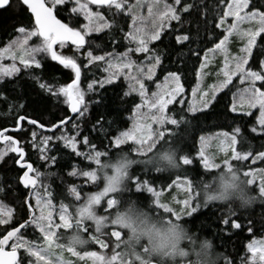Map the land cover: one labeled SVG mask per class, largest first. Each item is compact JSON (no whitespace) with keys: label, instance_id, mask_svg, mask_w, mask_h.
Listing matches in <instances>:
<instances>
[{"label":"snow or ice","instance_id":"obj_1","mask_svg":"<svg viewBox=\"0 0 264 264\" xmlns=\"http://www.w3.org/2000/svg\"><path fill=\"white\" fill-rule=\"evenodd\" d=\"M18 3L25 11L26 22L15 26V35L0 48V61L5 58L13 61L8 66L0 63V82L26 72L33 82L27 86L29 91L33 90V85L38 86L45 102L54 101V106L66 108L59 107L63 115L49 120L46 128L43 122L23 111L29 102L28 92L17 93L13 88L15 98L10 100L6 90L0 89V103H7L9 109L3 115L12 117L11 131L27 133L29 129L39 127L50 133L41 132L38 138V133L31 131V146L38 148L40 159L44 161L46 170L41 171L28 162L26 144H20L13 135L6 134L8 129L0 130V141L5 145L0 148V162H4L9 153L18 154V158L12 157L17 166L12 183L7 191L0 186V194L7 195L10 191L15 195L21 190L26 193L21 201L19 220L16 209L0 201V226H3L0 264H73L71 259L65 258V252L83 264H89V261L91 264H109L102 255L105 251L112 253L110 264H124L120 250L123 234L118 221L111 218L123 193L117 192L111 182L101 187L97 168L103 167L102 158L109 155V148L120 149L129 142L130 150L138 157L135 163L145 167L143 175L129 176L124 191L132 196H142L150 202V210L154 209L158 215L169 216L184 224L195 223L202 216V209L209 207L200 199L203 180L194 181L187 174L189 171L195 174L201 166L204 170L222 169L235 175L251 161L253 167L244 170L242 175L250 186L258 181V192L264 196V167H254L257 161L264 165V150L254 152L246 145L241 123H236L231 132L200 135L199 149L194 155L192 150L184 153L180 149L183 154L179 156L175 177L170 175L165 184L157 185L159 177L149 176L152 171L146 167L148 154L165 143L177 144L175 138L171 142L166 139L172 135L168 125H183L187 131L193 122L207 120L210 116L219 117L220 94L231 92L230 102L224 105L225 118L236 114L232 118L235 123L238 119L243 121L244 117L254 116L250 131L264 135V0H214L211 5L204 0L199 4L194 0H18ZM10 6L11 0H0V10ZM61 13L66 14V19ZM185 25H194L195 30L192 27L186 29ZM105 36L107 43H96V39ZM234 39L239 41L236 52L230 48ZM157 45H164V48ZM66 46L72 48L70 56L57 51V47L64 49ZM176 46L180 49L177 57L183 67L166 69L163 67L167 58L165 50L174 51ZM120 48L124 50L119 51ZM136 54H142L144 60L133 59ZM168 55H171L170 51ZM217 55L223 58L222 66L215 73L217 83L208 91L201 90L199 85L210 74L206 69ZM193 57L192 71L197 87L192 88V99L186 101L183 98L186 92L184 69L188 66L187 59ZM46 59L71 69L74 74L71 82L56 85L35 74L36 70L42 69ZM17 60L22 67L17 66ZM92 69L102 74L97 76L93 72L84 88L82 75ZM158 69L166 73L163 84L156 83V90L149 95L147 82H154ZM121 76L129 82L123 97L137 92L141 103L135 105L129 117L131 127L112 137L108 136L103 118L97 120L92 130L99 129L108 139L107 147L101 151L89 136L84 135L81 140L83 133L77 121H83L92 103L103 102V93L108 87H120L117 81ZM89 95L97 99H86ZM174 103L180 104L181 108L178 113L169 114V106ZM185 104L186 108L183 107ZM254 109L258 110V115ZM68 111L75 116L67 115ZM108 123L111 125L112 122ZM67 124L72 125L74 134L68 133ZM213 141L219 152L224 153L220 162L207 151ZM58 144L70 150L68 156L74 154L78 159L90 162L87 166L72 164L67 175L82 183L66 184L59 192L51 180L59 178L61 184H65L64 179L59 172L50 170L58 160L65 159ZM81 145L86 150L82 151ZM92 164L95 167H91ZM85 185L98 190L84 192ZM219 211L220 215L216 217L221 225L219 232L231 235L232 230L244 227L239 222L238 211L231 208ZM254 228V221L248 220L247 231L254 233ZM70 232L72 235L68 236ZM81 233L89 237L90 244L89 240L81 238ZM92 245L98 246V250H89ZM246 247L251 255L242 258L241 264H264V239H253ZM221 257L223 264H234L227 254H221ZM136 260L140 261V257ZM128 264L136 262L130 259Z\"/></svg>","mask_w":264,"mask_h":264},{"label":"trees","instance_id":"obj_2","mask_svg":"<svg viewBox=\"0 0 264 264\" xmlns=\"http://www.w3.org/2000/svg\"><path fill=\"white\" fill-rule=\"evenodd\" d=\"M189 2H193V0H189ZM195 3L199 4L200 0H194ZM205 3L211 5L213 4L214 0H204ZM259 2V0H258ZM61 16L66 19V14L61 13ZM20 22H26V15L23 7L20 6L18 0H11V6L8 7L6 10H0V48L6 44L9 39L15 35L14 27L18 26ZM176 22H173L175 24ZM192 27L193 31L195 30L194 25H185V28ZM195 39V37H194ZM96 43H107V37H103V39H96ZM167 44V40L165 41ZM174 44V39H173ZM193 47L196 45L193 44ZM210 46V45H209ZM159 48H164V45H157ZM235 47V45H232ZM111 46H109V50ZM123 48H120L119 51H123ZM58 52H63L65 55L72 54V48L70 46H66L64 49H59L57 47ZM171 52V55H168V52ZM180 49L176 46L175 50L172 51L171 49L165 50V55L167 58L163 61L164 68H175V67H183L181 59L177 57V52ZM187 51V48L184 49ZM203 55V53H201ZM143 58L142 54H138L137 58L135 57L138 62H140ZM187 59V58H186ZM195 61V58L187 59V68L184 69L185 71V80L183 83L188 82L186 86V92L183 98L188 101L189 100V92L191 86V79L194 76V71H192V66ZM198 66V63H197ZM215 66V65H214ZM214 66L210 67V72H213ZM207 70V69H206ZM209 70L207 72H209ZM95 72L97 76L101 75L102 73L99 72L97 69H92L91 72H85L82 75V87L86 88L87 83L89 80L92 79V73ZM37 75H42L44 80L52 82L56 85L69 83L72 78H74V74L72 73L71 69H65L63 66L58 65L55 62H52L50 59H46L43 63L42 69L36 70ZM165 72L161 71L160 69L157 70V75L154 77V82H160L162 77L165 76ZM85 77H87L85 79ZM154 82L150 83V86ZM117 83L120 85L119 88L113 89L108 87L107 91L103 93L104 100L101 104L97 105L92 103L89 107V112L83 119V121H77L82 129L83 135L81 136V140L83 139L84 135L89 136L91 142L95 144L98 150H105L108 145V139L100 132L99 129L96 131L92 130V126L96 124L97 120L103 118L105 128L107 130L108 136L112 137L119 133V131L126 130L128 127H131L132 121L129 117L132 114V110L139 103V95L135 93H131L127 97H123V93L128 90V83L120 77ZM33 84V82L29 79V75L26 72H21L17 74L16 78H9L6 77L4 82H0V89L6 90V94L9 95V99L15 98V93H13L12 89L15 88L16 92L25 91L28 92V105L23 110L25 113H29L32 117L37 118L39 121L43 122L45 126L48 125V121L53 119V117H59L63 115V113L59 110V107L66 106H54V101H47L45 102L42 99L44 95L41 93L38 86L33 85V90L29 91L28 85ZM19 85V87H17ZM234 90V89H233ZM123 97V99H122ZM231 92H228L227 95L220 94L219 99L220 103L217 104V110L221 113L219 117L217 116H210L207 120H201L198 123L193 122V126L190 127L187 131L183 125L176 127L172 125H168L167 127L170 129L172 135L167 136L166 139L168 142H171L173 138L176 139L177 144L179 145L180 149H183V152L186 153L192 150V154H195V150H198L199 147V136L200 135H213L217 132L227 131L231 132L232 127L236 126V123H241L243 127V135L246 137V145H250L251 149L255 151L264 150V135L258 133H252L250 128L255 120V117H244L243 121L236 120L233 123V116L236 114H229L227 118L223 115L225 108L224 105L230 102ZM86 99L88 100H95L97 97H93L89 95ZM22 102V101H21ZM184 108L187 107V104L183 106ZM181 108V105L178 103H174V105L169 106V114L178 113ZM8 104L7 103H0V129L7 126H13L11 123L12 117L5 116L3 113L8 112ZM257 114L256 110H253ZM68 115V112H67ZM190 115V114H189ZM74 117V116H73ZM109 121H111V125H109ZM27 127V124L25 123ZM35 130L39 134L43 132L45 135L50 133L41 131L37 127L34 129H29L27 133L25 132H18L15 135L17 136L20 144H26V151L28 154V158L33 163L34 167L39 168L41 171H45L44 161L40 159V152L38 148H33L31 146V131ZM63 130V128H62ZM65 130V129H64ZM69 132H72V125L67 124V128ZM131 142L129 145H123L120 149L110 148L108 149L109 155H112L118 151H130ZM58 148H60L61 153L65 156V159L58 160L57 164L54 165L50 170L53 172H59L60 175L63 177L65 184H61L59 178H53L51 180L53 187L59 192L64 188L66 184L72 183H82V181L76 180L73 177H69L67 175L70 167L74 163H79L82 166H87L90 162L78 159L75 157L74 154L68 156L70 152L69 149H64L62 145L58 144ZM81 150L84 151L86 149L83 146H80ZM134 156H136L135 152H132ZM183 154V153H181ZM52 155H57V153H52ZM12 157H17L13 153H9L8 157H6L4 162H0V186L5 187L6 191L8 190V186L12 183V178L15 176L17 171V166L13 164ZM138 158V157H137ZM104 159V158H102ZM248 163V162H247ZM247 164H244L241 168L245 167ZM195 167V166H193ZM216 172V171H215ZM212 170H204L201 167L197 168L196 173H192L189 171L187 174L190 179L194 181L204 180L209 177V175L215 173ZM131 174L134 175H143V167L136 166L131 170ZM149 176L159 177L156 183L157 185L165 184L166 181H169V177H175L174 172H167V173H155L149 172ZM252 191L257 192L256 187L250 186ZM89 191L90 188L88 185L84 186V192ZM167 194V193H166ZM147 195V194H145ZM26 196V193L22 190L19 191L17 194H13L12 192H8L7 195L0 194V201H3L9 207H13L16 209V219L19 220L21 218V201ZM135 198L139 199L140 201L146 202L142 196L135 195ZM59 200H57V203ZM34 203V201H33ZM226 205L221 204L219 202H213L209 204L207 209H202V216L195 222L189 223L191 229L197 235H203L211 238L214 242V245L217 251L221 254H227L234 262V264H241V260L244 257L250 256L251 254L247 252V244L252 240H261L264 239V205H257V207L253 210L249 211H238V215L240 217L239 222L244 226L240 230H232L231 235H225L222 232H219L218 229L221 227L219 221L216 219L220 215L219 209H225ZM102 211V209L100 210ZM248 220H252L255 223L254 233H249L247 231ZM3 230V226H0V231ZM89 250H98V246L92 245L90 246ZM81 262V261H80ZM223 264V261H222Z\"/></svg>","mask_w":264,"mask_h":264},{"label":"clouds","instance_id":"obj_3","mask_svg":"<svg viewBox=\"0 0 264 264\" xmlns=\"http://www.w3.org/2000/svg\"><path fill=\"white\" fill-rule=\"evenodd\" d=\"M180 154L178 144L165 143L148 154L146 167L152 172H174ZM136 160L137 156L131 150H121L105 157L101 162L103 167L97 168L102 187L111 182L117 192L123 193L118 207L111 212V218L118 221L123 234L120 250L124 264H128L130 259L136 264H141V261L142 264H222L221 253L211 238L197 235L189 224L158 215L154 209L150 210V202L140 201L124 191L131 170L136 166L145 167L135 163ZM200 199L202 203L219 202L226 205L225 209L236 211H249L258 204L264 205V196L252 191L241 172L236 171L233 175L222 169L203 180ZM80 235L82 239L89 240L87 235ZM102 255L110 264L112 253L105 251ZM138 256L140 261L136 260Z\"/></svg>","mask_w":264,"mask_h":264},{"label":"rangeland","instance_id":"obj_4","mask_svg":"<svg viewBox=\"0 0 264 264\" xmlns=\"http://www.w3.org/2000/svg\"><path fill=\"white\" fill-rule=\"evenodd\" d=\"M144 12H145V14H147V9H146V8L144 9ZM34 42H38V41H34ZM4 45H5V44H4ZM4 45H3V47H4ZM232 45H235V47H232ZM230 48H231V50H232L233 52L238 51V48H239V41L234 39L233 42H232V44H231V46H230ZM137 55H138V54L134 55V56H133V59H135V57L137 58ZM143 60H144V57L142 58L141 61H143ZM0 63H2V64L5 65V66H8V65H11V64L13 63V61H12L11 59H9V58H5L4 60L0 61ZM222 63H223V58H222V56L217 55V56L214 58V62H213L212 64H210L209 67H208V69L206 70V71H208V70L210 69V67H212V66L215 65L214 68H213V72H210V70H209V73H210V74L207 75V76H205L204 79H203V81H202L201 84L199 85V87L201 88V90L208 91V90H210V88H211V86H212L213 84L217 83V76H216L215 73L218 71V68H219L220 66H222ZM16 64H17V66L22 67L21 65H19V60L16 61ZM121 77H123V76H121ZM123 79H124V78H123ZM163 81H164V77H162V79H161V81H160L159 83L163 84ZM126 82L128 83V86H129V82H128V81H126ZM188 82H189V81H188ZM188 82H185V83H184L185 88H186ZM156 83H158V82H154V83H152L151 86H150V83L147 82L148 93H149V95H151V92H152V91H155V90H156ZM193 87H197V81H196L195 74H194V76H193L192 79H191V86H190V92H189V100L192 99V88H193ZM128 88H129V87H128ZM133 93H135L136 95H139L137 92H133ZM140 103H141V100H140V97H139V103H138V104H140ZM254 110H256V109H254ZM256 111H257V115H258V110H256ZM63 130H64V129H63ZM63 130H62V131H63ZM67 131H68V130H67ZM68 133H69L70 135H71V134H74V133H71V132H69V131H68ZM56 134L59 135L60 133L57 132ZM3 147H5V145H4V144H0V148H3ZM109 149H110V148H109ZM198 149H199V147H198ZM207 151H208V153H209L210 155L215 156L217 162H220V160H222L223 157H224V153L219 152L218 148L216 147V142H215V141H213V142L209 145V147L207 148ZM91 167H95V165L92 164ZM249 167H253V165L251 164V161H249L245 167L241 168V174L243 173L244 170L248 169ZM254 167L259 168V167H264V165H261V164L259 163V161H257V163L254 165ZM212 171L215 172V171H218V170H212ZM88 186H89V188H90L89 191H97V190H98V189L92 187L91 185H88ZM254 186L256 187V189H257V191H258V187H259V183H258V181L256 182V184H255ZM101 187H102V184H101ZM173 191H175V190L173 189ZM87 192H88V190H87ZM165 196L167 197V194H165ZM57 219H58V217H57ZM252 240H253V239H252ZM252 240H251V241H252ZM64 256H65L66 259H71V260L73 261V264H83L82 261L80 262L76 257H72L70 254H68V253H66V252L64 253ZM89 264H91L90 261H89Z\"/></svg>","mask_w":264,"mask_h":264},{"label":"water","instance_id":"obj_5","mask_svg":"<svg viewBox=\"0 0 264 264\" xmlns=\"http://www.w3.org/2000/svg\"><path fill=\"white\" fill-rule=\"evenodd\" d=\"M55 63H57V62H55ZM58 64V63H57ZM59 65V64H58ZM62 66V65H61ZM71 82V81H70ZM69 82V83H70ZM69 113L70 114H72L70 111H69ZM4 129H8V132L6 133V134H9V135H12V133L13 134H16V133H18V131H16V132H13V131H11V129H12V127H3L2 129H0V130H4ZM14 138H16V136H14ZM17 139V138H16ZM0 143H3V141H0ZM15 154V153H14ZM17 155V158H18V154H16ZM25 155H27V152L25 151ZM28 162H30V161H28ZM32 163V162H31Z\"/></svg>","mask_w":264,"mask_h":264},{"label":"bare ground","instance_id":"obj_6","mask_svg":"<svg viewBox=\"0 0 264 264\" xmlns=\"http://www.w3.org/2000/svg\"><path fill=\"white\" fill-rule=\"evenodd\" d=\"M68 115L69 116H75V114H70L69 113V111H68ZM26 123V122H25ZM7 127H13V126H7ZM48 126H46V128H47ZM38 129H40L39 127H37ZM41 131H44V132H47V131H45L44 129H40ZM19 132V131H18ZM48 133V132H47ZM17 138V137H16ZM18 139V138H17ZM20 142V141H19ZM14 154V153H13ZM16 155V154H15ZM17 156V155H16Z\"/></svg>","mask_w":264,"mask_h":264}]
</instances>
